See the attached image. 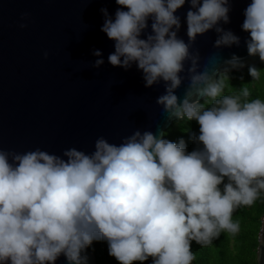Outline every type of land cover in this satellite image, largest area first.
<instances>
[{"label":"clouds","instance_id":"clouds-1","mask_svg":"<svg viewBox=\"0 0 264 264\" xmlns=\"http://www.w3.org/2000/svg\"><path fill=\"white\" fill-rule=\"evenodd\" d=\"M187 2L188 43L178 38L175 15L186 0H116L114 19L101 10V31L115 42L112 66L127 70L135 63L146 87L165 82L156 103L170 120L198 123L199 134L190 138L199 147L189 152L184 139L172 142L158 129L136 130L119 144L99 137L90 154L0 148V264H55L60 255L68 264H87L83 253L94 240L106 241L119 264L149 258L152 264H192L193 241L204 246L221 232H239L234 211L264 192V101L249 99L246 86L221 95L222 77L245 67L240 57L210 72L198 71L199 57L190 53L197 35L212 29L219 34L215 47L239 46L238 36L218 26L229 23V0ZM244 16L247 53L264 63V0H251ZM150 18L151 33L142 39ZM185 61L191 62L189 83L180 98L175 92ZM103 63L96 59L92 66ZM248 72L260 78L255 65Z\"/></svg>","mask_w":264,"mask_h":264},{"label":"water","instance_id":"water-1","mask_svg":"<svg viewBox=\"0 0 264 264\" xmlns=\"http://www.w3.org/2000/svg\"><path fill=\"white\" fill-rule=\"evenodd\" d=\"M250 3L229 0V23L218 25L238 36L239 46L215 47V29L197 35L190 53L199 57L198 71H223L233 55L245 67L230 73L264 64L247 53L250 34L242 24ZM119 7L116 0H0V148L18 153L39 148L61 157L66 149L76 148L90 154L99 137L119 144L136 130L165 132L176 121L156 103L165 94V82L146 87L135 63L127 70L109 63L115 42L101 31V10L114 19ZM189 8L186 0L175 13L181 21L178 38L186 43ZM151 23L150 18L142 39L151 33ZM96 59L104 61L99 68L92 66ZM190 63L185 61L179 74L183 80L175 94L180 98L189 83ZM83 254L87 264H98L89 247ZM255 259L264 264V226ZM55 264L68 262L60 255ZM145 264H152L151 258Z\"/></svg>","mask_w":264,"mask_h":264},{"label":"trees","instance_id":"trees-1","mask_svg":"<svg viewBox=\"0 0 264 264\" xmlns=\"http://www.w3.org/2000/svg\"><path fill=\"white\" fill-rule=\"evenodd\" d=\"M255 67L261 70L258 80H253L248 68L240 72L229 73V78L222 77L224 91L221 95L238 94L239 90L246 86L250 92L249 99L259 98L264 101V64ZM205 106L211 107L212 101L209 100ZM164 133L165 138L172 142L178 143L180 139H184L189 152L199 147L190 138L193 134H199V125L196 121H189L187 118L176 120ZM263 218L264 192L252 205L241 206L234 211L232 219L240 225L237 234L221 232L211 244L204 246L193 241L191 251L194 254V260L192 262L194 264H256L255 253L259 232L264 226ZM89 249L94 253L98 264H119L114 257L109 255L106 241L94 240Z\"/></svg>","mask_w":264,"mask_h":264},{"label":"built area","instance_id":"built-area-1","mask_svg":"<svg viewBox=\"0 0 264 264\" xmlns=\"http://www.w3.org/2000/svg\"><path fill=\"white\" fill-rule=\"evenodd\" d=\"M263 221H264V218H263Z\"/></svg>","mask_w":264,"mask_h":264}]
</instances>
